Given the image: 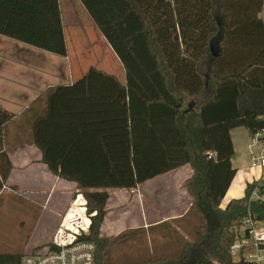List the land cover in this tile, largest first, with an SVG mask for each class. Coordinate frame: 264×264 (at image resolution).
Returning a JSON list of instances; mask_svg holds the SVG:
<instances>
[{
  "label": "trees",
  "instance_id": "obj_1",
  "mask_svg": "<svg viewBox=\"0 0 264 264\" xmlns=\"http://www.w3.org/2000/svg\"><path fill=\"white\" fill-rule=\"evenodd\" d=\"M126 71V82L90 66L70 84L48 91L46 109L32 123L43 161L74 182L92 215L86 239L96 264L123 234L101 235L108 189L135 188L190 165L185 181L201 216L193 241L177 255L140 264H257L231 247L251 215L264 223L262 178L225 208L236 174L231 129H264V0H81ZM0 34L68 55L59 0H0ZM13 114L0 108V189L12 164L4 127ZM25 254L0 253V264Z\"/></svg>",
  "mask_w": 264,
  "mask_h": 264
},
{
  "label": "crops",
  "instance_id": "obj_2",
  "mask_svg": "<svg viewBox=\"0 0 264 264\" xmlns=\"http://www.w3.org/2000/svg\"><path fill=\"white\" fill-rule=\"evenodd\" d=\"M59 4L69 54L65 22L75 21L76 5L85 6L81 0H59ZM85 11L89 15L86 8ZM3 37L7 36L0 34V51L7 43ZM69 37L70 41L72 34ZM16 41L11 45L16 63L9 61L6 64L0 52V108L13 114L4 127L3 145L12 168L5 185L0 189V213L16 204L19 212L22 209L18 216L22 223L49 226L50 232L45 236L47 241L32 248L31 252L50 243L75 196L82 191L74 182L51 171L33 139L32 123L45 112L48 91L61 84L60 72L55 70L53 64H48L55 60V56ZM37 60L40 64H37ZM58 63L61 64H58L57 69L60 71L62 67L63 72L65 63L62 60ZM76 79L63 84H70ZM230 133L235 150L232 163L236 174L222 199V208L232 199L243 197L248 183L260 178L264 180V169L250 165L252 155L264 156V138L256 144L254 135L244 127L233 128ZM192 172L190 165H184L140 183L135 188L108 189L110 197L101 235L113 237L127 229H140L149 234L151 230L168 228L175 230L180 237L179 247L173 250L175 253L171 251L158 257L178 254L181 243L185 241L183 237L187 238L184 230L196 229L201 221L199 213L192 208L191 198L184 185Z\"/></svg>",
  "mask_w": 264,
  "mask_h": 264
},
{
  "label": "rangeland",
  "instance_id": "obj_3",
  "mask_svg": "<svg viewBox=\"0 0 264 264\" xmlns=\"http://www.w3.org/2000/svg\"><path fill=\"white\" fill-rule=\"evenodd\" d=\"M75 8L77 10L75 17L73 16L75 21L65 22L69 42V54L67 56H60L53 53L51 56H55V60L48 63L53 64L55 70L60 72V83L63 84L79 78L90 66L102 68L109 73L117 75L122 82H126V71L116 52L106 41L101 31L92 21V18L85 11V8L81 4L76 5ZM69 34H72L70 41ZM3 38L7 40V43L4 46L5 48L0 51L2 58L6 60V64H9V61L16 63L13 60L15 56L11 45L17 41L10 37ZM59 60L65 63L63 72L62 67L60 71L57 69L59 67L58 64H61L58 63ZM37 64H40L39 60H37ZM254 141L256 144L258 143L255 136ZM255 170L257 171L258 169ZM185 204H187V198H185ZM19 210L20 212L16 204H14L0 213V252L26 254L32 248L40 244L42 245V243L47 241L45 236L50 232L49 226L47 224L40 226L36 223H22L18 219L22 209ZM261 226H264L263 222H261ZM184 231L187 238L183 237V239L185 241L189 239L193 241L195 228L185 229ZM121 234H123V237L113 244L108 251L107 260L110 263L140 264L141 259L157 258L158 256L166 255L167 252L177 249L180 243V237L176 235L175 230L168 228L151 230L149 234L140 229H127ZM121 234L113 236L111 239ZM232 255L236 256L235 254Z\"/></svg>",
  "mask_w": 264,
  "mask_h": 264
},
{
  "label": "built area",
  "instance_id": "obj_4",
  "mask_svg": "<svg viewBox=\"0 0 264 264\" xmlns=\"http://www.w3.org/2000/svg\"><path fill=\"white\" fill-rule=\"evenodd\" d=\"M254 136L260 142L264 138V129L257 131ZM251 166L264 169V156L252 155ZM252 197L264 202V192L260 193L259 188L253 190ZM93 214L89 213L84 194L78 192L50 243L26 253L22 264H96V245L86 239ZM231 253L264 264V226H261L260 221L251 215L245 219Z\"/></svg>",
  "mask_w": 264,
  "mask_h": 264
}]
</instances>
